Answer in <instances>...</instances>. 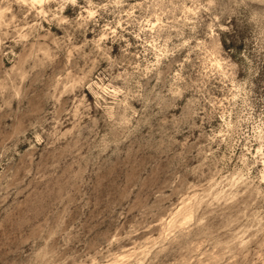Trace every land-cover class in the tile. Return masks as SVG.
<instances>
[{"label":"rangeland","instance_id":"374dc122","mask_svg":"<svg viewBox=\"0 0 264 264\" xmlns=\"http://www.w3.org/2000/svg\"><path fill=\"white\" fill-rule=\"evenodd\" d=\"M0 264H264V0H0Z\"/></svg>","mask_w":264,"mask_h":264}]
</instances>
